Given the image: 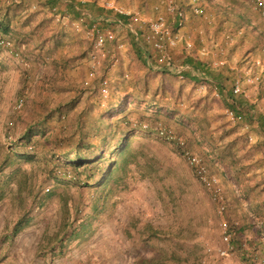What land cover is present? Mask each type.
<instances>
[{
	"label": "rangeland",
	"instance_id": "obj_1",
	"mask_svg": "<svg viewBox=\"0 0 264 264\" xmlns=\"http://www.w3.org/2000/svg\"><path fill=\"white\" fill-rule=\"evenodd\" d=\"M43 1L0 0L12 43L0 49V264H264V131L257 123L264 116V18L253 3L201 0L194 14L191 0H58L55 12ZM67 1L94 10L78 6L74 18ZM168 1L184 11L178 30L191 48H167L164 66L146 36L157 6L175 30ZM106 3L129 12L122 23L142 37L133 40ZM92 25L114 40L97 54L89 79ZM186 58L202 67L183 68ZM236 84L241 92L233 95ZM231 109L241 121L227 116ZM40 124L45 135L33 131L22 145L20 137ZM106 125L107 147L138 131L127 140L133 153L101 164L102 176L52 160L51 149L65 151L85 132L99 146ZM13 151L31 157L19 160ZM184 152L216 179L223 213ZM20 217L28 222L14 231ZM223 222L232 246L226 255Z\"/></svg>",
	"mask_w": 264,
	"mask_h": 264
},
{
	"label": "built area",
	"instance_id": "obj_2",
	"mask_svg": "<svg viewBox=\"0 0 264 264\" xmlns=\"http://www.w3.org/2000/svg\"><path fill=\"white\" fill-rule=\"evenodd\" d=\"M253 3L255 8L259 11L261 17L264 18V0H248ZM193 3V12L194 14L200 13V3L201 0H191ZM113 9L115 14L119 16H123L124 18H128L130 15L129 12H124L121 8H116L112 6V3H106V7ZM165 11L168 14H173L177 19V29L175 31H172L165 19V13H163L160 9V6L156 7V10H159L151 21L148 23V30L149 35L146 36V40L150 42L155 49V51L159 55V61L163 62L164 66L170 65V57L167 52V48H174L176 47L180 42H183L184 48L188 49L191 48V43L188 41H185L183 39V36L180 34V27H182V22L184 20V11L180 8H178L172 1H168L165 3ZM82 20H77L73 22V25L76 30L80 29L79 22ZM118 25L126 27L129 31L133 32L135 36H137L136 31L133 30V28L130 25L125 26L124 23H122L121 20L116 21ZM90 35L92 36L93 40V52L91 54V71L89 72V79H91L94 75V70L97 64V54L100 53L101 48L104 46L106 42H112L114 40V35L110 30H107L105 32H101L96 25H92L91 29L89 30ZM12 43L7 38L0 37V48L2 49H9L11 48ZM102 56L104 54H101ZM85 84H88L87 82ZM105 84V83H104ZM240 88L236 84L234 88L232 89V94H239ZM102 93L106 95L107 89L105 86L102 88ZM23 106V100L19 99L16 103V109H21ZM238 109V108H236ZM227 116L233 120V121H241L242 117L239 113L236 112V110H227L226 111ZM159 136L162 137L165 140H171L173 137L170 135V133L165 131H159ZM186 157L187 163L189 166H191L192 170L194 171V174L196 175L197 179L202 183V185L205 187V189L208 191L212 201L217 205V211L219 214L223 213L225 206L223 203V198L221 195V188L218 185L216 179L208 174L207 168L202 163V161L195 155H191L188 152L183 153ZM221 227L223 229V242L227 245L226 249L222 252L223 255H226L229 251L232 250V246L230 245V234L227 230V224L226 222L221 223Z\"/></svg>",
	"mask_w": 264,
	"mask_h": 264
},
{
	"label": "trees",
	"instance_id": "obj_3",
	"mask_svg": "<svg viewBox=\"0 0 264 264\" xmlns=\"http://www.w3.org/2000/svg\"><path fill=\"white\" fill-rule=\"evenodd\" d=\"M59 6V1L58 0H44L43 1V7L47 8L48 11L50 12H55L57 10ZM67 8L72 12V15L74 16V18H76V15L79 14V12H81L80 10H78V6H80L81 8H87V9H93V5L90 3H76V1H67L66 3ZM94 10V9H93ZM95 12L97 13V15H101L104 14V9L101 7H97L95 9ZM260 14V13H259ZM80 17V16H79ZM121 21H125L126 18H124L123 16H119ZM81 19V18H80ZM77 21V19L75 20ZM175 30L177 29V22L175 23ZM174 30V31H175ZM10 22L7 19V14L5 13L3 17H0V35H4V36H0L2 38H6L7 36L5 35H10ZM137 36L131 35V37L133 38V40L136 39H140L142 37V33L141 32H136ZM8 39V38H7ZM135 45V52L138 56L141 55V50L139 49L138 45L136 43H134ZM2 49V48H0ZM184 63L186 64H198L200 66V68L202 67L199 63H197L196 61H194L193 59L190 58H186L184 60ZM213 77H215L216 79H219L220 77H218V75H214L213 73H210ZM186 77L189 79H192L190 74L187 73ZM219 82V81H218ZM232 96V94L230 95ZM257 123L260 127V129L262 131H264V116H258V120ZM100 127L96 126V128H91V132H93V135H98L99 133H101L100 131ZM106 129L105 131H103L104 133L102 134V137L100 138L101 140V144L99 146H95L94 144L88 143L87 137L89 136L90 132H85V134H82V138H80L78 140L77 143L73 144V145H69L67 147V149L65 151H61L60 149H51V158L52 160L59 156L63 159V161H61L59 164L62 165L63 167H67L70 166L72 169H77V168H82L83 172H86L87 170H93L95 172H97L100 176L103 175L104 173V169L100 168V165L103 163H108L109 167H112L113 163L115 162L114 159L116 156H121V157H128V155H131L133 153V151L131 150H127L128 148V136L131 135L132 133H136L138 131V129H130V131L126 132L118 141V143L116 145H120V147L115 148V147H107L106 146V142L109 139L108 134L109 132H107V130L110 128L109 125L105 126ZM40 131V134L43 136L45 135V129L44 127L40 124V125H36L35 127H33L32 129H30L27 135H23L22 137H20L19 142L23 145L26 143H30L31 142V132L33 131ZM51 139V138H50ZM50 139H46L45 142H50ZM123 142V144H122ZM53 144V143H52ZM122 144V146H121ZM12 147V146H11ZM10 151L12 150V148L9 149ZM9 151V152H10ZM108 151V156L104 157V153ZM96 152H99L98 154ZM13 156L16 157L19 160H25V159H29L31 156L28 155H21V153H18L16 151L12 152ZM74 158V159H71ZM9 165H11L9 163ZM3 171V168H0V173ZM90 174H94V173H90ZM94 175H89V180H94ZM111 176V174H110ZM112 177V176H111ZM110 177V178H111ZM55 179H57L56 177H53ZM28 222L27 217H20L16 223L14 224V231L19 230L20 228H22L23 226L26 225V223ZM83 225H81V227H79V232L83 231L82 228ZM241 229H244V227H241ZM76 236V234H75Z\"/></svg>",
	"mask_w": 264,
	"mask_h": 264
},
{
	"label": "crops",
	"instance_id": "obj_4",
	"mask_svg": "<svg viewBox=\"0 0 264 264\" xmlns=\"http://www.w3.org/2000/svg\"><path fill=\"white\" fill-rule=\"evenodd\" d=\"M86 12L89 13L88 11H86ZM263 63H264V62H263ZM190 65H191V64H186V63H184V67H183V68H185V69L187 68V70H189V69H190Z\"/></svg>",
	"mask_w": 264,
	"mask_h": 264
}]
</instances>
